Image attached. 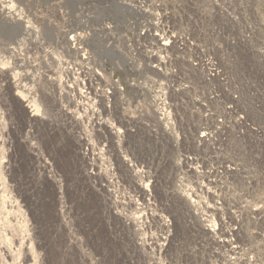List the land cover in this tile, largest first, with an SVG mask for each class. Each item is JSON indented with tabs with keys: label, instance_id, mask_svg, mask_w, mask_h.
I'll use <instances>...</instances> for the list:
<instances>
[{
	"label": "built area",
	"instance_id": "built-area-1",
	"mask_svg": "<svg viewBox=\"0 0 264 264\" xmlns=\"http://www.w3.org/2000/svg\"><path fill=\"white\" fill-rule=\"evenodd\" d=\"M42 2L11 7L25 34L10 84L38 105L41 78L53 84L59 123L104 120L97 154L75 136L88 181L70 203L52 158L33 152L60 191L69 254L79 264H264V65L252 63V36L234 33L238 19L203 0H67L51 21ZM75 202L85 213L71 221Z\"/></svg>",
	"mask_w": 264,
	"mask_h": 264
},
{
	"label": "rangeland",
	"instance_id": "rangeland-1",
	"mask_svg": "<svg viewBox=\"0 0 264 264\" xmlns=\"http://www.w3.org/2000/svg\"><path fill=\"white\" fill-rule=\"evenodd\" d=\"M13 1L20 7L24 0ZM31 1L35 5L41 2V0ZM58 1L67 0H46V3L43 0V6L46 8L45 17L48 20L54 21L60 18L59 9L55 6ZM7 2L9 0H0V13L5 10L10 13L9 15L18 18L16 12L10 11L11 5ZM203 2L209 6L218 5L225 13L234 15L238 19L234 33L252 36L249 40L253 53L250 56L252 63L264 65V0H203ZM255 6L257 8L259 6L260 13ZM32 7L30 10L35 13ZM248 7L250 12L247 10ZM40 17H42L41 14ZM0 18V264H79L76 259L78 252L69 254L71 250L67 249L74 238V231L71 230L73 234H69L63 223L61 224L63 231L60 235H57V231L54 230L55 226L59 228L56 216L61 221V194L55 183L53 185L50 182L46 171L37 168L33 152L38 147L48 158H52L55 171L64 180L63 196L70 203L72 194L79 196L81 192H87L85 181H88L85 166L80 159H76L74 154L77 141L75 136L82 131V135L88 139L91 138L94 153L97 154L100 140L103 145V138H99V132L102 130L104 120L97 115L92 124V121L86 117L81 125L78 120L63 117L59 123L56 115L58 91L53 84L45 82L43 78L40 84L44 88L36 90L39 106L42 108L41 116L28 119L21 107L24 100L22 91L16 90L10 84L13 76L16 75V70H11L8 60L10 61L11 49L17 47L13 40H19V37L13 38L16 33L5 31L1 22L3 17L0 16ZM248 19L253 20L254 23L252 21L251 24ZM11 27L15 28V26ZM49 29L47 24L46 31L49 35L47 43L53 48L57 37L56 34L53 35L54 32L51 29L48 33ZM222 33L228 34L225 31ZM44 74L46 76L49 73ZM62 96L68 99L65 93ZM36 106L39 109V106ZM79 109L82 110V107ZM98 158L97 167L102 172L107 171L105 163L109 165L108 156L99 155ZM111 158L113 160V157ZM96 189H98L97 186ZM73 205L74 209L70 213L71 221L74 215H78L79 211L86 208V205L82 203L75 202ZM64 212L68 214L66 209ZM68 227L71 229V223ZM73 227L78 231L77 237L87 242L86 231L81 230L80 233L77 227ZM100 237L99 235L98 241Z\"/></svg>",
	"mask_w": 264,
	"mask_h": 264
},
{
	"label": "bare ground",
	"instance_id": "bare-ground-1",
	"mask_svg": "<svg viewBox=\"0 0 264 264\" xmlns=\"http://www.w3.org/2000/svg\"><path fill=\"white\" fill-rule=\"evenodd\" d=\"M6 1H8V0H6ZM7 3H10V7H13L14 5L16 6V4L14 3V1L13 0H9V2H7ZM3 7V6H2ZM8 10V9H7ZM31 13H32V11H31ZM10 13H8V12H6L5 10L4 11H2V13H0V16H2L3 18H2V27H4L5 28V31H7V32H11L12 34L13 33H16V36H13V38L14 37H19V39H20V37H22L23 36V34H25L24 33V31H25V27L23 26V23L20 21L21 20V16H19L18 18H16V16H12V15H9ZM6 15V16H5ZM1 19V18H0ZM33 21V25L35 24V19H32ZM9 25V27H8V25ZM31 24V23H30ZM11 26H15V28L13 29ZM52 31V30H51ZM20 34V35H19ZM12 38V39H13ZM17 41V42H16ZM15 41V39L13 40V42L15 43H12V44H14V45H17L18 44V39ZM20 44V43H19ZM71 45H73L72 43H71ZM14 47V46H13ZM12 51V50H11ZM3 63V62H2ZM8 63H9V66H10V61L8 60ZM3 66H5L4 64H2ZM16 73V75H15V77L13 76V78L12 79H14V78H17V77H19V74L17 73V72H15ZM48 86V85H47ZM44 88V87H43ZM42 88V89H43ZM16 90L17 89H20L21 91H22V97H23V102L21 103V107L23 108V110H24V112H25V115H26V117H28V119H30L31 120V116H29L30 114H29V112H28V110H27V108H25L27 105H25V101L27 102L28 101V105H29V107H32V111H35V114L36 115H40L41 116V114L39 113L40 112V107H39V109H37V106L36 105H38V103H37V101L35 100V99H33V100H29V99H31V91L30 90H28V89H26V87H24V88H21V87H17V88H15ZM44 90H48V89H44ZM49 90H51V88L49 89ZM38 92V91H37ZM44 94V93H43ZM48 95V94H47ZM46 101H48V100H46ZM42 102V101H41ZM32 104V105H31ZM35 105V106H34ZM39 106V105H38ZM34 107V108H33ZM36 107V108H35ZM44 114V113H43ZM32 116H34V112H33V114H32ZM39 116V117H40ZM37 120V119H36ZM41 120V119H40ZM66 144V143H65ZM53 185H54V183L52 182V181H50ZM39 211V210H38ZM90 217H93V218H96V219H98V217H97V214H95V215H91L90 214ZM56 222H57V225H58V217L56 216ZM60 224V223H59ZM55 226V225H54ZM53 226V227H54ZM92 227L94 228V225H92ZM54 230H56V226L54 227ZM61 234V227H59V228H57V235H60ZM55 239L57 240L58 239V236L57 237H55ZM57 242V241H56Z\"/></svg>",
	"mask_w": 264,
	"mask_h": 264
}]
</instances>
